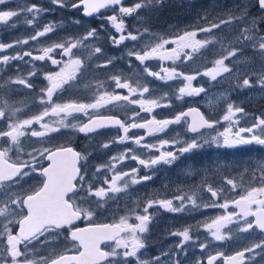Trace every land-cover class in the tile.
Returning <instances> with one entry per match:
<instances>
[{"label":"snow or ice","instance_id":"snow-or-ice-1","mask_svg":"<svg viewBox=\"0 0 264 264\" xmlns=\"http://www.w3.org/2000/svg\"><path fill=\"white\" fill-rule=\"evenodd\" d=\"M7 2L8 0H0V5ZM50 2L60 7H67L70 4L72 9H82L83 16L86 17L99 14L101 9L112 8L115 11V6H119L116 14L107 17V22L111 24L115 33L119 34L118 38L111 35L110 43L119 48L126 46L125 41L135 42L148 34V29H144L143 32L137 29L136 34L128 31L124 17L131 16L150 4H160L163 0H143L130 7L123 6L122 0H75V2L50 0ZM46 11L35 3L31 6L25 5L19 10L0 9V25L7 24L12 18L31 14L32 18L26 19V23L34 27ZM73 23L79 25L80 21L75 20ZM61 27L60 23L50 21L28 38L17 39L13 43L0 42V53L20 45H28L30 41H38L39 38ZM221 29L226 31V35H213L214 31ZM200 35H204L205 38L199 39ZM101 39L100 32L92 28L82 36H67L60 42L39 47L35 49L38 54H34L32 49L15 55L0 54V66L19 60L33 67L27 76L10 78L6 82L9 88L12 85H22L33 89L29 78L38 74L35 68L36 61L50 62L58 69L44 73L43 79L47 84L38 93L39 104L43 107V111L38 115L20 119L23 109L10 102L6 94L0 95V121L7 120L5 128L0 130V264H133V259L135 264H160V256L151 260L140 259L141 250L146 246L144 234L149 231L150 222L154 219V216L149 214V209L153 207L171 213L201 207L224 209L225 215L202 224L203 229L215 241L231 238L225 231L229 230L230 225L239 226V233L254 229L264 233V160L257 161L255 168L250 170L252 172L250 185L256 183L259 186H249L237 199H225L224 203H219L217 198L224 195L223 189L214 188L212 185L203 187L202 181L201 186L191 191V194L184 193L173 199H149L143 207V214L135 209L131 210L135 214L136 223H130V216L127 215L121 216L116 223H92L97 213L101 209H106L109 201L118 198V194L126 193L133 186L153 178L149 175L140 176V167L155 170L160 165H172L184 154L200 149L205 144H214L216 147L251 144L264 146V114L252 117L254 122L249 127L240 128L237 126L239 123L237 116L243 115L244 109L228 103L221 117L228 127L201 142V130L215 129L220 121L206 118L199 108H188L172 118L157 119L155 110L170 108L171 96L165 93L163 96L149 99L146 94L155 89H151L140 80L132 81L122 72L109 75L106 80H95L94 84L88 83L85 87L92 95L87 101L69 99L63 103L54 102V96L78 81L88 68L91 67L93 73H100L114 64L117 58L107 56L100 44ZM226 39L227 44L224 43ZM151 41L143 48L137 49L134 46L127 51L129 66H132L134 57L141 66H144L147 76L165 83L182 81L183 86L175 94L177 100H182L185 96L206 94L203 87L192 85L198 76L207 77L213 82L226 76H235L237 80L243 76L242 83H238L237 87L259 86L264 89V0H240L235 5V10L229 9L223 18H218V22H211L208 26L195 30H184L172 38L152 35ZM217 44L221 52L226 51L227 55H221L220 58L213 60L211 67H206L203 72H196L195 75H185L177 70L176 61L181 58L190 61L193 54ZM168 45L172 47H167ZM247 48H251L253 53L260 57V64L258 69L245 74L241 72L240 66L247 63L248 59L237 57H243ZM84 53L86 55H82ZM57 54L60 59L54 58ZM26 57L30 59L25 60ZM100 57L106 58L101 63L94 65L91 63ZM153 60L160 62L159 72L150 71L146 66V62ZM167 61H171L173 67H166ZM226 61H231V66ZM4 87L5 85H0V89ZM119 90H126L127 94H122ZM219 98L223 100L227 97L222 93ZM165 100L168 102L162 103ZM129 105L139 108V111H133L130 117L126 115L121 119L118 115L102 114L104 111L127 108ZM141 113H146L150 118L143 119ZM77 114H83L87 118L86 122L69 123V119H75ZM181 122H186L187 132L196 137L190 142L184 141L183 147H178L179 142L176 140H160L159 144L145 143L146 137L163 133L171 125ZM34 125H39V130ZM108 128L118 129L121 134L105 142L100 146L101 149L107 150L113 144L123 145L129 141L137 147L126 148L97 165L91 179L84 164H81V161H87L91 153L84 155L72 147L63 145L37 147L27 152L23 149V140L29 137H34L37 142L43 144L51 134L62 129H71L91 137L101 129ZM134 129H143L144 135L130 136V131ZM169 147L173 150H167ZM137 149L147 150L149 153L155 150L159 155L142 159L136 154ZM13 152L14 158L10 155ZM129 159L135 161L137 167L129 171H119L118 166ZM102 173L105 175L101 180ZM30 179H38L39 182L25 188L24 185ZM226 184L231 186L230 191L239 187L234 179H227ZM201 192L211 194L209 202L203 205L198 203ZM80 193L85 195L80 196ZM85 204L87 206H84ZM230 205L238 211L227 212ZM81 219L88 221V225L76 227L75 222ZM13 226H18V230L14 231ZM65 232L67 235L64 239L72 247L58 253L52 246L59 242ZM191 232L192 228L189 226L170 233L172 236L180 237V241L174 245L175 253L162 254L170 257L169 264H173L171 260L173 255L174 264H181L180 252L184 251L188 243H199L198 240H193ZM107 242L114 244L110 251L104 250L103 245ZM207 247L206 243H199L202 251ZM41 252L45 254L42 255ZM69 252L72 254H68ZM254 253L264 255V241L237 251L232 256H224L221 252L208 255L207 264H215L221 257L224 264H248V258H252V264H255ZM197 264H203V261H197Z\"/></svg>","mask_w":264,"mask_h":264},{"label":"flooded vegetation","instance_id":"flooded-vegetation-1","mask_svg":"<svg viewBox=\"0 0 264 264\" xmlns=\"http://www.w3.org/2000/svg\"><path fill=\"white\" fill-rule=\"evenodd\" d=\"M200 1V0H199ZM205 2V0H202ZM34 2L33 0H8L4 5H0V9L3 10H19L20 8L29 5V3ZM44 2L41 0L40 5ZM50 2V1H49ZM75 2V0H72ZM123 6L130 7L138 2H143V0H122ZM198 0H194L192 4L196 5ZM17 3H20L17 5ZM37 3V5H38ZM53 5V4H52ZM161 6L158 7L161 8ZM234 7L222 8L220 5H214L215 13L225 14L229 9L235 10ZM57 8L55 11L47 10L42 14L39 20L35 23V26H28L26 19H31V14L26 16H19L12 18L7 24L0 25V42L3 43H13L17 39H25L35 32L41 30V19L47 16L52 17L53 22L60 23L62 27L53 33L47 34L45 37L39 38L38 41H30L28 45H20L12 49L3 51L2 55H15L18 52H24L32 49L34 54H38L35 49L39 47H45L53 42H60L67 36H82L88 30L96 28L100 32L101 41L100 44L106 51L108 57H116L114 64L106 70H102L100 73H93L91 67L86 70V72L81 76L78 81L73 82L66 89L54 96V102L63 103L69 99H77L87 101L92 95L85 86L88 83H95V80H106L109 75L119 74L122 72L125 76L130 77L132 81L140 80L141 83L147 84L151 89L155 91L150 94H146V97L156 98L163 96L165 93L171 96V107L161 108L155 110V115L157 119L172 118L177 113L186 111L188 108H199V110L206 116V118L213 121H220L215 129H202V135L200 137L201 142L215 136L217 132H221L228 124L221 120L224 115L226 106L228 103H233L236 106L242 107L244 109L243 115H238L239 120L238 127L244 128L249 127L254 120L252 117L264 114V89L259 86L253 88H239L238 83H242L243 76L239 80L235 76L228 77L224 79H218L213 82L207 77L198 76L196 80L192 82L193 87H203L206 90L205 93H201L198 96L187 97L185 96L182 100H177L175 94L177 90L183 86L182 81H160L154 77L147 76L144 72V66H141L138 61L132 58V66H129V58L126 53L129 49L134 46L137 49L143 48L145 44H149L153 34V19H148L147 8L145 10L139 9L137 13L124 17V23L128 31L136 34L137 29L143 32L144 29H148V34H145L143 38L138 41H125L126 46H121L119 48L113 46L110 43L109 37L111 35H116L117 33L111 27V24L107 22V17L116 14L119 11V6H115V11L112 8L101 9L99 14H94L91 17L83 16V10H75L71 8L69 4L67 7H60L53 5ZM188 11V10H187ZM136 14L139 17L133 20ZM214 17V19H213ZM222 15H211L208 16L209 21H202V18L192 24H187L186 21L175 14L172 17V24L176 25L172 30L163 33L161 36L165 38H172L175 35L182 33L184 30H195L198 27H206L211 22H218V18H223ZM79 20V25L74 24L73 21ZM15 25V27H13ZM238 31V27L236 29ZM213 35L221 36L226 35V31L217 30L214 31ZM199 39H204V35H200ZM152 42V41H151ZM227 39L224 41L227 44ZM153 43V42H152ZM167 47H172L168 45ZM219 44L215 46H210L206 49L201 50L199 53L193 54L190 61L181 58L176 61V68L178 71L183 72L185 75H195L196 72H203L206 67L212 66V61L220 58L221 55H227V52H219ZM230 50V49H229ZM217 51V52H215ZM86 55V53L82 54ZM122 57V58H121ZM54 58L60 59L59 55H55ZM106 57H100L97 60H93L91 63L94 65L96 63H101ZM247 58L248 62L240 66L241 72L247 74L253 69H258L260 64V57L255 55L251 48L244 50L243 57H237V59ZM30 58H25L28 60ZM226 63L231 66V61H226ZM146 66L150 71L159 72L161 65L158 60L146 62ZM166 67H173L171 61L165 62ZM35 68L37 70V75L30 77L29 82L33 85V89L26 88L22 85H12L9 88L6 84L10 78H16L18 76H27L29 72L33 70L31 64L22 61H12L6 66H0V85H5L3 89H0V95L6 94L7 99L10 102L15 103L16 107L22 108L19 118L25 119L33 115H38L43 111V107L39 104V96L41 88L45 87L47 81L43 79L44 73L49 71H57L56 66L51 65L50 62H35ZM19 69V71H17ZM253 83L255 80L253 79ZM170 84L173 88L170 89ZM114 87V85H113ZM111 90V89H109ZM122 94H127L126 90H119ZM171 91V93L169 92ZM172 92L174 96L172 97ZM225 94L226 99L221 100L219 98L220 94ZM139 98V97H136ZM168 101H162V103H167ZM133 111H139L138 106L129 105L127 108H113L108 111L102 112L103 115H118L121 119L124 117L131 116ZM143 119H149L146 113H141ZM87 118L83 114H77L75 119L70 118L69 123H83L86 122ZM131 122V121H129ZM190 122V120H189ZM7 124V120L0 121V130L4 129ZM34 127L39 130V125H34ZM121 133L118 129L108 128L101 129L97 134L89 137L84 134L75 132L71 129H62L57 133L51 134L50 138L46 139L43 144L37 142L36 138L29 137L23 140V149L25 152L31 151L33 148L37 147H56V146H66L72 147L76 151L81 152L84 155H88L87 161H81L84 167L87 169V175L89 179L92 178V172L95 171V167L99 164L106 162L112 155L123 152L126 148H136L134 144L130 141L123 145L113 144L109 149H101V145L110 139L118 137ZM130 136H143V129H134L129 133ZM196 138L194 134L187 132V123L181 122L177 125H171L163 133L156 134L155 136L146 137L145 143L149 144H159L160 140H176L179 145L185 141H191V139ZM167 150H173L169 147ZM142 159H149L159 155L158 151L152 150L149 153L147 150L137 149L136 152ZM10 155L15 157V153ZM221 158V164L216 165L215 158ZM264 160V146L251 144V145H239L236 147H216L213 145L205 144L204 147L200 149L193 150L191 153H186L181 156L172 165H160L155 170H148L140 167L139 175H149L153 178L149 181L143 182L141 184L135 185L130 188L126 193L118 194V198L109 201L106 205V209H101L97 215L93 218L92 223L102 224V223H116L119 221L121 216H130V223H136L135 214L131 211L135 209L140 214H143V207L149 199H173L175 196L182 195L184 193L191 194V191L195 190L197 187L201 186V182L204 181L203 187L207 185H212L214 188H222L224 195L218 197L219 203H224L225 199L234 200L240 195L244 194L249 186L256 187L259 186L252 181L251 169L255 168L256 162ZM252 164V166H251ZM137 167V163L132 160H126L122 165L118 166V170L121 172L129 171L131 168ZM104 173L101 174V180L103 179ZM110 176V174H108ZM227 179H234L239 187L230 191V187L226 184ZM39 181L38 179H30L24 185L25 188L29 185H35ZM80 196L85 195L80 193ZM210 193L201 192L198 203L203 205L209 202ZM125 198V199H124ZM84 206H87L86 204ZM178 206V203H177ZM238 211L231 205L227 209V212ZM149 214L154 216V219L150 222L149 231L144 234L145 248L141 250L140 259L141 260H151L156 256H160V264H169L170 257L162 255L163 253L172 252L175 253L176 249L174 245L179 244L180 237L172 236L170 233L183 230L185 227L191 226V235L193 240H198L199 243H206L208 245L207 249L202 251L199 248V243H188L184 251L180 252L181 264H197V261H203V264H207L208 255H215L217 252H221L224 256H232L237 251H242L247 247H251L253 244H258L264 241V233H261L258 229H254L250 232L239 233V226L230 225L229 230H225L226 234L231 238L225 241H215L209 234L203 229L202 224L209 222L217 216L225 215L226 211L224 209L207 208L203 207L196 210H186L181 213H171L153 207L149 209ZM203 221V222H202ZM88 221L79 220L75 222L76 227H85L88 225ZM14 231L18 230V226H13ZM67 233H63L57 244L52 247L56 248V251L64 252L66 249H71L72 245L64 239ZM39 247V245H35ZM104 250L110 251L111 247H114L112 242H107L103 245ZM23 250V249H22ZM41 254H45L41 252ZM68 254H72L69 252ZM255 258V264H264V255L259 253L253 254ZM171 260L175 261V255L171 257ZM133 264L135 260L133 259ZM215 264H224L223 257L219 258ZM248 264H252V258H248Z\"/></svg>","mask_w":264,"mask_h":264},{"label":"rangeland","instance_id":"rangeland-1","mask_svg":"<svg viewBox=\"0 0 264 264\" xmlns=\"http://www.w3.org/2000/svg\"><path fill=\"white\" fill-rule=\"evenodd\" d=\"M34 2L29 3L28 6H31V4L35 3L37 4L41 0H33ZM50 0H44L43 3L40 5L38 3V6L50 10V11H55V7L49 2ZM194 0H163L162 3L160 4H150L148 5L147 8V13H148V19H151L150 17L152 16V21L155 27H153V34L157 33V36H161L163 33L172 30L173 27H176V25L172 24V17L175 16V14L180 18V20L183 18L187 24H192L202 18V21H209L208 16L211 15H222L224 16L225 14L223 13H215L213 10L216 6L220 5L222 8H233L234 2L235 5L240 2V0H198L197 4L194 5L192 4ZM20 3H17V5ZM162 6L161 8L158 9L159 6ZM215 5V7H214ZM142 10H145V8ZM188 10V11H187ZM139 17L138 14H136L134 17H132L133 20H136V18ZM204 17H207V19H203ZM214 19V17H213ZM52 20V17L47 16L41 19V27H43L45 24L50 22ZM221 31H225L224 29H221ZM151 35L148 33V36ZM153 43L155 41H152ZM217 52V51H215ZM219 52H221L220 47H219ZM187 64V61H185ZM173 88V85L170 84V89ZM171 93V91H169ZM174 96V93L172 92V97ZM185 141V140H184ZM183 141V142H184ZM181 143L179 146L183 147L184 143ZM190 142V141H189ZM216 159V165L221 164L223 159L217 157ZM222 160V161H220ZM252 166V164H251ZM125 199V198H124ZM203 222V221H202Z\"/></svg>","mask_w":264,"mask_h":264}]
</instances>
